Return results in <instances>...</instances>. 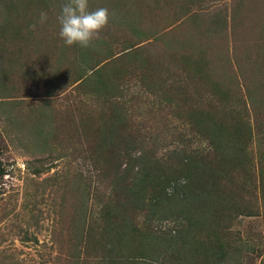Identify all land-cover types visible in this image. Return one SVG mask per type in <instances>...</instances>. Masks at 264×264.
Segmentation results:
<instances>
[{
	"label": "rangeland",
	"instance_id": "obj_1",
	"mask_svg": "<svg viewBox=\"0 0 264 264\" xmlns=\"http://www.w3.org/2000/svg\"><path fill=\"white\" fill-rule=\"evenodd\" d=\"M66 2L0 0V264H264V0H88L109 20L87 48L59 36ZM190 52L205 75L176 73ZM196 109L252 128L212 200L180 196L179 151L213 156Z\"/></svg>",
	"mask_w": 264,
	"mask_h": 264
},
{
	"label": "trees",
	"instance_id": "obj_2",
	"mask_svg": "<svg viewBox=\"0 0 264 264\" xmlns=\"http://www.w3.org/2000/svg\"><path fill=\"white\" fill-rule=\"evenodd\" d=\"M191 39L192 37L187 38L184 44H177L176 46L169 44V46L174 47L173 51H177L179 48L185 47H187L188 49L191 48L193 50H196L197 48L192 47L194 46V43H189ZM196 42L199 45L205 44L201 42L200 39H197ZM173 57H175L176 59L175 68L176 73H178L179 75L185 73L188 74L189 72H192V74L195 73L205 75V72L203 70L204 67L202 66V64H206L207 61H204L203 57L197 56L194 52H190L189 54L175 55ZM136 58L139 60L141 59L142 63H146L141 55H137ZM212 63L215 64V60ZM263 65L264 60L261 62L262 67ZM168 68L173 69L171 67ZM216 70V66H214L210 70V73L211 71L215 72ZM96 83L97 86L100 85V87H106V79L103 78L102 75H98ZM170 85L171 84H169V86ZM169 89H171L173 93H177L176 91H173L175 90L173 89V86H171ZM213 89L214 91H218L216 87H214ZM222 93L225 94V92L223 91ZM177 100L180 101L179 99H177V97L175 98V96L174 98H172L171 95V98H169L167 101L171 105H173ZM220 114V112L216 113L215 111L201 109L193 110L190 114L194 118L193 122L196 131L199 134L205 136L208 140L211 147L210 153L211 155L213 154V156L208 157L207 155H202L201 153L198 154V149L188 152H186L185 150L179 151L183 154L181 158L183 169H181V171L183 172V175L186 179L184 184L180 185V189H184L185 191L182 192L180 196L185 199L197 200L207 198L208 200H212L215 197H219L221 194L225 193L223 188H226L227 185L226 183H221V181L224 175L226 176L227 174L230 176V183H232V185L235 184V186H237L235 187V189H238L240 182L236 179L234 174L232 175V173H234V171H236L240 167L244 166V164L246 166L248 165L247 163H245V159L247 157L244 153L243 145L247 131L248 134H250L252 130L251 126L247 124L245 125L241 120L242 118L237 119V117L235 118L231 116L229 119L224 120V116ZM120 135L124 136V134H118V138H125L120 137ZM109 138L110 141L113 140L112 136ZM262 160L263 159H260L259 166L258 164L256 166L259 175L257 188L260 196L264 199V164H262ZM243 169L247 170L245 166ZM146 171V168L142 167V169L136 175L147 177L148 175L146 174ZM248 174V176H251L249 168ZM136 178L139 179L140 177ZM206 178H208L207 182L205 180ZM158 179L159 178L157 177V180ZM143 180L144 178H142L141 181ZM172 183H175V179H173L171 176H166L164 177V180H162V184H160V189L165 190ZM247 183L248 181H246V184ZM130 187L133 190L134 184H132ZM229 191L231 192V188ZM233 194L234 193L231 192V196Z\"/></svg>",
	"mask_w": 264,
	"mask_h": 264
},
{
	"label": "clouds",
	"instance_id": "obj_3",
	"mask_svg": "<svg viewBox=\"0 0 264 264\" xmlns=\"http://www.w3.org/2000/svg\"><path fill=\"white\" fill-rule=\"evenodd\" d=\"M47 20V14L41 12L39 23ZM109 13L106 8L89 10L88 0H67L61 5L57 16L60 25L59 36L67 46L78 44L87 48L94 39L99 38L100 31L108 24ZM35 28V25H32Z\"/></svg>",
	"mask_w": 264,
	"mask_h": 264
}]
</instances>
